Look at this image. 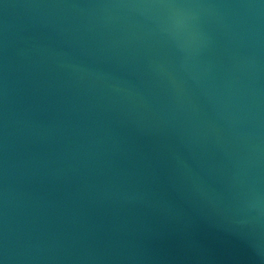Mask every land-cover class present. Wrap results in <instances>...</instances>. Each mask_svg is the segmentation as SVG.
Segmentation results:
<instances>
[{
    "label": "water",
    "instance_id": "obj_1",
    "mask_svg": "<svg viewBox=\"0 0 264 264\" xmlns=\"http://www.w3.org/2000/svg\"><path fill=\"white\" fill-rule=\"evenodd\" d=\"M0 264H264V0H0Z\"/></svg>",
    "mask_w": 264,
    "mask_h": 264
}]
</instances>
